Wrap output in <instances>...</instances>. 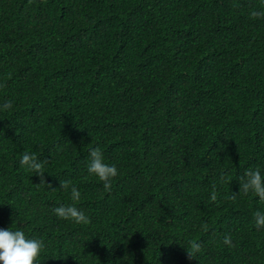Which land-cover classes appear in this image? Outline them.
Instances as JSON below:
<instances>
[{"label": "trees", "instance_id": "obj_1", "mask_svg": "<svg viewBox=\"0 0 264 264\" xmlns=\"http://www.w3.org/2000/svg\"><path fill=\"white\" fill-rule=\"evenodd\" d=\"M6 101L0 228L43 239L41 264H264L240 179L264 173V0H0ZM60 180L86 223L54 214Z\"/></svg>", "mask_w": 264, "mask_h": 264}, {"label": "clouds", "instance_id": "obj_2", "mask_svg": "<svg viewBox=\"0 0 264 264\" xmlns=\"http://www.w3.org/2000/svg\"><path fill=\"white\" fill-rule=\"evenodd\" d=\"M253 15H256L254 13ZM12 107L10 101L0 104V110H7ZM87 172L95 176L103 183L106 190L111 189L114 178L119 175L118 168L115 164L106 162L104 153L100 147L88 149ZM19 163L28 170L34 171L39 175L40 183L47 184L45 173L42 171V162L32 153L24 152ZM242 187L245 192L255 193L261 200H264V173L260 168L247 169L243 176ZM63 189L71 191V200L73 203L62 204L56 207L54 214L63 220H71L75 223H86L87 215L81 210L76 202L80 201L82 194L71 181L60 180ZM211 199H217L215 192L212 193ZM254 220L258 227H264V212L257 211L254 214ZM17 221L14 218L13 225L10 228H0V264H41V254L47 245L43 239L34 238L20 228L15 227ZM225 244L230 243V238L225 237Z\"/></svg>", "mask_w": 264, "mask_h": 264}]
</instances>
